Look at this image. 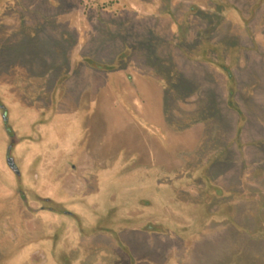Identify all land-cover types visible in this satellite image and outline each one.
Returning a JSON list of instances; mask_svg holds the SVG:
<instances>
[{
  "label": "flooded vegetation",
  "instance_id": "flooded-vegetation-1",
  "mask_svg": "<svg viewBox=\"0 0 264 264\" xmlns=\"http://www.w3.org/2000/svg\"><path fill=\"white\" fill-rule=\"evenodd\" d=\"M63 1L55 18L73 45L61 97L56 86L24 130L0 97V264H264V0ZM36 3L0 0V50L23 16L40 15ZM119 24L145 36L130 40ZM97 35L102 50L84 53ZM153 37L169 45L161 78L137 61ZM77 75L71 153L49 129ZM148 135L168 164L134 151L130 139L146 149ZM225 180L240 188L228 193Z\"/></svg>",
  "mask_w": 264,
  "mask_h": 264
},
{
  "label": "rangeland",
  "instance_id": "rangeland-1",
  "mask_svg": "<svg viewBox=\"0 0 264 264\" xmlns=\"http://www.w3.org/2000/svg\"><path fill=\"white\" fill-rule=\"evenodd\" d=\"M108 1L114 0H82V3L86 2L88 5L97 3L101 7V3H107ZM116 1L128 9L134 0ZM35 8L42 10L40 15L32 17L23 16L24 20L21 27L13 35V42H1L2 50H0V97L9 109V117H12L15 123L17 121L19 128L23 130L25 128L30 129L31 123L39 114V110L46 108V106L50 107L47 104V100H54V89L56 86L59 87L57 93L61 97L60 91L63 83L60 84V79L63 77V73H65L68 66L66 52L67 48H72L73 45L72 38L62 33L61 23L55 18L57 13L69 8L66 1L46 0L39 2L37 0ZM119 29L121 32H127L125 35H129L130 37L128 36V38L130 40L145 36V34H141L140 30L133 28L129 24H119ZM121 40V38L118 41L116 40L115 44ZM99 42L100 37L97 35L96 39L85 47L84 53L92 52L94 55H98L99 47L101 46V49L102 45H104V42ZM110 44H114V41L105 43L106 46H110ZM147 44L148 46H144V53L138 54V64L143 68V71L149 69L154 71L153 76L161 78L162 75L164 76V73L160 70L159 55L161 56L164 49L166 51L169 45L165 47L164 43L155 37L151 38ZM45 74L48 75L46 76ZM183 75L187 74H178L179 77ZM34 77H41L42 79L35 80ZM64 86L67 87V92L65 91L66 94L63 96V101L58 100V96L56 95L58 110L49 132L55 131L56 133H61L64 130L67 131V119L74 118V120H77L80 117L83 118L82 111L77 107V94L84 86L83 77L77 75L71 80L64 81ZM52 104L54 105L55 102ZM221 125H225V122H222ZM210 127L208 126V131L211 129ZM2 133L3 126L0 117V148L3 144ZM205 138L201 144V150L205 147V145L203 147L206 141ZM137 175L139 174L137 173ZM142 176L146 175L143 173ZM154 189L152 187L150 190ZM131 198H124L123 201L130 202L129 200H131L134 203L135 201ZM132 203L130 202V204Z\"/></svg>",
  "mask_w": 264,
  "mask_h": 264
},
{
  "label": "crops",
  "instance_id": "crops-1",
  "mask_svg": "<svg viewBox=\"0 0 264 264\" xmlns=\"http://www.w3.org/2000/svg\"><path fill=\"white\" fill-rule=\"evenodd\" d=\"M98 87L100 88V86H97L96 88H98ZM79 103L80 102H79V99H78V103H77L78 106H79ZM161 103H163L162 100H161ZM161 111H162V109H161ZM106 112L109 113V112H111V110L109 109V111L107 110ZM160 115H161V113H160ZM54 117H55V115H54ZM66 121H67V127H66L67 128V132H70V130L75 129L74 128L75 127L74 118L67 119ZM64 133H65V130L61 132V134H62L61 136L57 135L58 133H56V134L54 133V135H56V137L58 136V138H59V146H58V148L61 149V151L66 150V151L71 152V153H76L77 149L75 150V149H71V148H74L76 146L75 143H76V140H77V137H78L77 133L72 131L70 133L71 136L68 135L67 133H65V134ZM181 133H183V132H177L176 131L175 132L176 135L173 134V136H172L174 138V140L179 141L180 137H181L180 136ZM186 133H188V131H185V133H183V134H186ZM63 134L65 136H63ZM149 135H148V138H147V147H146V149H142V148L137 149L136 148V138L133 137V138L130 139L131 140V144H132L131 146H133L134 151L139 153V155L147 154V159L149 158V160L147 161V159H146V162H148L149 164H157V163H163V164L167 163L168 164V162H170V160H171V157L169 155H167L168 153H166L165 151L164 152L160 151V149L158 147V144L156 142H154V141L150 142L149 141L150 140ZM198 141H199V139L196 140V142L194 143L192 148H195L197 146ZM49 142H50V138H49ZM46 145L48 146L49 144H46ZM138 146H140V143H138ZM54 147H56V146H54ZM233 159H234V154H231L227 158H224L223 161L231 163V161H233ZM181 166H182V163L180 162V159H179L177 166H175L176 167L175 169H179V168H181ZM221 185L224 188V190H226L228 193H231L232 191L238 190L240 188V182H233L231 180L222 181ZM226 233H228V230L226 231ZM185 255H186L185 256L186 261H188L189 257H191L190 253H187ZM222 259L223 258H215V259L208 258V259H205L204 261H202V263L197 262V260L192 261V259H191L189 264H229V261L224 262Z\"/></svg>",
  "mask_w": 264,
  "mask_h": 264
},
{
  "label": "water",
  "instance_id": "water-1",
  "mask_svg": "<svg viewBox=\"0 0 264 264\" xmlns=\"http://www.w3.org/2000/svg\"><path fill=\"white\" fill-rule=\"evenodd\" d=\"M13 142H15V141H13ZM11 146H13V144H12ZM8 163H9V166H10V167H11L16 173H19V169H18L17 165L15 164V161H14L13 157H12V158H9Z\"/></svg>",
  "mask_w": 264,
  "mask_h": 264
}]
</instances>
